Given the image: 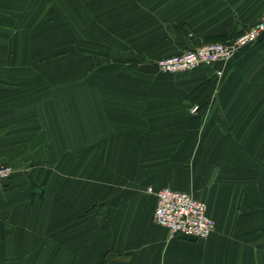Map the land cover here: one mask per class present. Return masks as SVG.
Here are the masks:
<instances>
[{
  "label": "crops",
  "instance_id": "1",
  "mask_svg": "<svg viewBox=\"0 0 264 264\" xmlns=\"http://www.w3.org/2000/svg\"><path fill=\"white\" fill-rule=\"evenodd\" d=\"M263 14L264 0H0L14 170L0 264H264V34L225 61L156 66ZM164 187L206 203L209 237L154 221Z\"/></svg>",
  "mask_w": 264,
  "mask_h": 264
},
{
  "label": "built area",
  "instance_id": "2",
  "mask_svg": "<svg viewBox=\"0 0 264 264\" xmlns=\"http://www.w3.org/2000/svg\"><path fill=\"white\" fill-rule=\"evenodd\" d=\"M263 34L264 14L255 25L229 42L204 43L195 49L160 58L156 61V66L162 72L176 73L225 61L245 46L257 42ZM222 73V70L217 71L218 75ZM13 171L11 164L0 162V185ZM156 197L154 221L167 227L172 234L204 239L213 232L215 222L208 215L206 203L190 192L164 187L156 191Z\"/></svg>",
  "mask_w": 264,
  "mask_h": 264
},
{
  "label": "trees",
  "instance_id": "3",
  "mask_svg": "<svg viewBox=\"0 0 264 264\" xmlns=\"http://www.w3.org/2000/svg\"><path fill=\"white\" fill-rule=\"evenodd\" d=\"M244 31H245V30H244ZM235 37H236V36H235ZM235 37H233V38H235ZM233 38H232V39H233ZM232 39H231V40H232ZM229 41H230V40H229ZM211 42H215V41H211ZM204 43H208V42L197 43V44H195L194 46L189 47V48H185V49H183L182 51H180V52H178V53L165 55V56H162L161 58L166 57V56H170V55L180 54L181 52H183V51H185V50L195 49V48H197L198 46H200V45H202V44H204ZM159 59H160V58H159ZM156 61H157V60H156ZM5 162H7V161H5ZM7 163H9V162H7ZM9 164H10V163H9ZM11 176H12V175H11ZM11 176H10L8 179H6L5 181L2 182V184L0 185V187H1V186H5L6 183H7L8 181H10Z\"/></svg>",
  "mask_w": 264,
  "mask_h": 264
},
{
  "label": "rangeland",
  "instance_id": "4",
  "mask_svg": "<svg viewBox=\"0 0 264 264\" xmlns=\"http://www.w3.org/2000/svg\"><path fill=\"white\" fill-rule=\"evenodd\" d=\"M64 60H65L64 58L61 59V61H64ZM55 61L56 60H52V59L48 60L47 59V60H41V63L44 62L45 66H46V69L50 70V68H53V65H54Z\"/></svg>",
  "mask_w": 264,
  "mask_h": 264
}]
</instances>
